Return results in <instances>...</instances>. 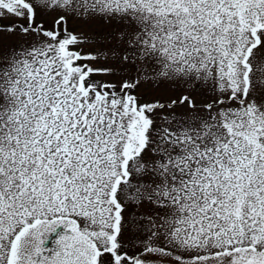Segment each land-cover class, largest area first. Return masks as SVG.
<instances>
[{
  "label": "snow or ice",
  "instance_id": "snow-or-ice-1",
  "mask_svg": "<svg viewBox=\"0 0 264 264\" xmlns=\"http://www.w3.org/2000/svg\"><path fill=\"white\" fill-rule=\"evenodd\" d=\"M69 17L123 24V65L214 98L141 103L143 74L93 80L116 70L80 63L107 57L76 50ZM3 20L37 39L0 59V264H264V0H0ZM145 200L159 223L129 255L124 212Z\"/></svg>",
  "mask_w": 264,
  "mask_h": 264
},
{
  "label": "rangeland",
  "instance_id": "rangeland-1",
  "mask_svg": "<svg viewBox=\"0 0 264 264\" xmlns=\"http://www.w3.org/2000/svg\"><path fill=\"white\" fill-rule=\"evenodd\" d=\"M55 15H38L37 20L43 21L46 27L52 28ZM0 23L10 24L12 21L3 20ZM67 29L79 39L86 41L75 46L77 51L82 54L99 53L107 57L97 60H82L80 61L81 64H88L93 68H113L116 70L114 74L109 75L95 74L92 77L93 80L119 85L123 80H132L134 77L143 74L144 78L134 92L140 98L141 103L171 102L172 100L178 101L182 96H190L197 104H204L210 103L214 98L210 95L209 89H206L203 85H197L194 81L192 83L184 80L154 82L150 79L154 72V61H137L135 66L123 65L121 60L125 55L128 44L126 39L121 38V33L127 31L121 23L99 18L69 17L67 19ZM36 39L34 36L21 37L18 33L0 32V59L6 60L12 55L14 49L19 51L25 40L31 42ZM253 64L254 67H264V47L255 50ZM135 69H139V71ZM256 76L259 77L260 73L257 72ZM262 86H264V81L257 84V102L262 100L260 95ZM172 111L178 114L191 116L199 114L202 117H207V112L204 109H197L193 112L187 104H178ZM149 158V155L145 153L144 159L146 162ZM159 212L160 210L147 200L140 203L138 207L126 208L124 223L127 227L120 240L125 245L129 255L136 254L143 249L141 241L149 233V221H155L158 224Z\"/></svg>",
  "mask_w": 264,
  "mask_h": 264
},
{
  "label": "flooded vegetation",
  "instance_id": "flooded-vegetation-1",
  "mask_svg": "<svg viewBox=\"0 0 264 264\" xmlns=\"http://www.w3.org/2000/svg\"><path fill=\"white\" fill-rule=\"evenodd\" d=\"M65 231L66 230H65V228L63 226H57V228L55 229V232L52 233L49 236L48 240L45 242L44 247L45 248H49V249L53 248L54 247L53 240L56 239L58 234H64Z\"/></svg>",
  "mask_w": 264,
  "mask_h": 264
}]
</instances>
